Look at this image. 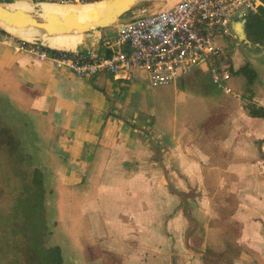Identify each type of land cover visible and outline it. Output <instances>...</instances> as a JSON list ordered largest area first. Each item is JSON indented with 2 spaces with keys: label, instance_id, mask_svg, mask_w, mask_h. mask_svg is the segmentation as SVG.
<instances>
[{
  "label": "crops",
  "instance_id": "1",
  "mask_svg": "<svg viewBox=\"0 0 264 264\" xmlns=\"http://www.w3.org/2000/svg\"><path fill=\"white\" fill-rule=\"evenodd\" d=\"M159 1L171 7L180 0L144 7L157 11ZM258 1L256 14L231 21V38H216L233 95L212 84L205 60L163 86H151L144 70L131 81L107 72L80 78L15 52L0 33V119L20 109L36 129L48 130L60 181L91 220L87 249L97 255L83 252L87 264H203L200 246L218 252L213 264H264V118L246 110L247 103L264 109V0ZM136 19L131 13L103 31L49 45L101 55L118 28ZM243 67L256 73L251 100L238 73ZM184 186H193V195H182L194 202L192 238L204 234L196 250L170 197Z\"/></svg>",
  "mask_w": 264,
  "mask_h": 264
},
{
  "label": "built area",
  "instance_id": "2",
  "mask_svg": "<svg viewBox=\"0 0 264 264\" xmlns=\"http://www.w3.org/2000/svg\"><path fill=\"white\" fill-rule=\"evenodd\" d=\"M15 1V0H12ZM39 8L42 4L80 6L107 0H23ZM258 0H180L151 12L133 10V23L118 28L115 38L104 45L103 54L50 48L42 41L19 40L4 34L3 40L15 52H27L37 61H48L77 77L93 78L107 72L117 80L131 81L135 71L144 70L151 86L169 85L200 60L207 62L210 80L226 95L231 74L219 36L231 38L229 25L235 17L256 14Z\"/></svg>",
  "mask_w": 264,
  "mask_h": 264
},
{
  "label": "rangeland",
  "instance_id": "3",
  "mask_svg": "<svg viewBox=\"0 0 264 264\" xmlns=\"http://www.w3.org/2000/svg\"><path fill=\"white\" fill-rule=\"evenodd\" d=\"M14 2L12 4L17 8L27 7ZM157 3L159 9L164 6L161 1ZM40 11L34 7L32 14H39ZM1 119L0 264H24L26 256L22 250H25L29 241V252L35 249L33 254L28 255V258L31 257V264H38L36 253L40 259L43 249L54 246L60 247L63 264H87L83 252L86 256L87 251H90L92 256L97 255L92 249H87L88 244L91 245V238L88 236L92 235L89 233L91 220L84 217L79 203L81 201L78 202L60 181L56 154L52 153L53 150L46 144L48 136L45 135H48V130L36 129L34 122L20 109L14 112L4 111ZM5 126L8 129L1 131ZM162 184L168 187L167 179L163 180ZM184 188H187V191H181L182 193L176 196L170 193V197L176 204V209L183 210L186 224L184 236L187 241L191 238L189 247L194 245L196 247L193 246V249L196 250L199 248V240L204 241V234H197L192 238L197 229L192 215L194 202L183 199L182 195H193V186ZM169 190L175 193L173 190L176 189L170 185ZM200 248L204 252L203 264H213L218 252L208 246ZM110 260L111 258H107L103 263L111 264Z\"/></svg>",
  "mask_w": 264,
  "mask_h": 264
},
{
  "label": "water",
  "instance_id": "4",
  "mask_svg": "<svg viewBox=\"0 0 264 264\" xmlns=\"http://www.w3.org/2000/svg\"><path fill=\"white\" fill-rule=\"evenodd\" d=\"M154 1L107 0L95 17L82 19L74 12L64 15L50 13L43 17L39 14L21 13L20 9L12 7V3L0 0V29L4 32L5 29L15 30L35 37L83 36L113 27L128 13ZM165 8L167 7L161 9Z\"/></svg>",
  "mask_w": 264,
  "mask_h": 264
},
{
  "label": "trees",
  "instance_id": "5",
  "mask_svg": "<svg viewBox=\"0 0 264 264\" xmlns=\"http://www.w3.org/2000/svg\"><path fill=\"white\" fill-rule=\"evenodd\" d=\"M5 2L12 3L14 1L5 0ZM130 15H131V12L125 16H130ZM0 33L6 34V32H4L1 29H0ZM71 37H80V36H66V37H60V38L52 39V40H57V42L59 43V42H61V40L71 38ZM21 40H23L25 42L33 41L32 39H21ZM40 41H42L43 44L48 46V47L51 46V45H49V42H47V41H51V40H40ZM238 73L243 75L246 78V86H245L246 99L251 100L252 85H253V82L256 78V73L248 67L241 68L240 70H238ZM246 110H247V113L249 114V116H251V117H263L264 118V109L258 108L251 103L246 104ZM3 130H7V129L3 127V129H1V131H3ZM29 242L26 243L25 250H22V253L26 256L24 264H31V262H30L31 257L28 258V255L33 254L34 250H35V249H33L32 252H29L31 250L27 247ZM26 250H28V251H26ZM38 257H39V255H38V253H36V258H37L38 264H63V258H62L60 247L54 246V247H51L49 249H43L41 251L40 259H38ZM111 260L113 261V263H111V264H114L115 261L113 259H111Z\"/></svg>",
  "mask_w": 264,
  "mask_h": 264
},
{
  "label": "bare ground",
  "instance_id": "6",
  "mask_svg": "<svg viewBox=\"0 0 264 264\" xmlns=\"http://www.w3.org/2000/svg\"><path fill=\"white\" fill-rule=\"evenodd\" d=\"M175 3V2H174ZM12 7L17 8L14 4H11ZM59 5H53V4H42L39 9L41 10L39 15H41L42 17L50 14V13H55L58 15H64L68 12H74L78 15V17L82 18V19H89L91 17H95L96 13L101 10L104 6H105V2H97V3H92V4H86V5H80L81 8H77V7H68V8H61L58 7ZM21 10V13H32L33 11V6H31V8L29 7H21L18 8ZM5 29V28H4ZM6 30V34H9L11 37H15L19 40L21 39H32L34 40V38H37V40H52V39H57L60 37H66V36H58V37H35L31 34H25L19 31H15V30H10V29H5ZM70 36H81V35H70ZM23 41V40H22ZM50 48H54V49H61V50H71L69 48L63 47V46H50Z\"/></svg>",
  "mask_w": 264,
  "mask_h": 264
}]
</instances>
